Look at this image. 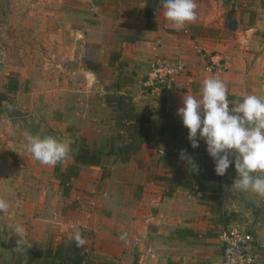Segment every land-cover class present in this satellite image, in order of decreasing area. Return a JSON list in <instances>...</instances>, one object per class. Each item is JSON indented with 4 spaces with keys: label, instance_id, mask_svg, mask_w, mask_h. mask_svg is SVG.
Listing matches in <instances>:
<instances>
[{
    "label": "crops",
    "instance_id": "1",
    "mask_svg": "<svg viewBox=\"0 0 264 264\" xmlns=\"http://www.w3.org/2000/svg\"><path fill=\"white\" fill-rule=\"evenodd\" d=\"M95 2H101L94 5L95 15L78 19L75 25L82 37L80 42L44 45L42 65L54 67L47 69L41 81L47 90L32 91L24 96L30 101L39 102L43 96L51 100L53 110L49 113L57 115L55 119L59 121V116L67 114L73 117L108 110L114 113L109 120L88 124L102 133L109 131L105 141L115 137L114 151L136 138L140 143L137 150L126 155H111L102 165L80 166L77 175L70 179L68 194H61L76 215L66 220L67 227L62 231L67 238L64 240L79 231L85 240L83 250L93 264L104 261L134 264L135 260L137 264H225L217 234L229 223L228 216L237 212L238 205L230 195L237 193L243 198L233 186L234 166L223 176L220 191L210 183L207 184L210 187L202 190L177 186L167 195L168 182L158 178V175H168L161 159L163 146L158 143L157 148H152L144 134L135 132L138 128L133 115L159 121L161 111L177 112L182 98L198 94L203 80L209 77L219 78L226 84L230 101L248 94L264 97V0H244V6L249 8L248 13L242 15V8L233 9L232 0L228 10H234V30L224 27L228 10L220 13L223 17L215 14L218 11L200 14L197 4L207 2L205 0H195L199 19L179 30L163 15L162 7L148 18L144 0ZM195 43L219 60L221 68L217 72L204 70V60L193 48ZM158 56L182 61L185 70L160 86L149 87L146 74L150 63ZM87 75L97 87L98 95L85 88ZM19 84L18 81L17 89ZM21 109L27 112L26 117L28 111ZM144 125L149 130L154 126L148 122ZM81 136L84 139L81 144L70 146L74 155L81 145L98 149L90 148L86 135ZM200 148L201 154L207 156L204 162L212 167L214 163L203 141ZM74 155L69 165L74 163ZM107 162L108 170L105 169ZM103 172L105 177L102 178ZM249 192L253 195L250 198L254 199V209L245 211L248 223L242 225L257 240L260 264H264V201ZM28 243L31 241H24L27 246ZM36 246L41 248L39 244ZM11 263L10 251L0 247V264Z\"/></svg>",
    "mask_w": 264,
    "mask_h": 264
},
{
    "label": "rangeland",
    "instance_id": "2",
    "mask_svg": "<svg viewBox=\"0 0 264 264\" xmlns=\"http://www.w3.org/2000/svg\"><path fill=\"white\" fill-rule=\"evenodd\" d=\"M205 1L197 4L200 14L208 15L210 11L215 13L212 2L209 0L210 6L208 0ZM100 3L95 0H0V93H5L6 100L12 104L28 111L26 117L7 119L0 106V198L8 203V209L0 212V238L5 241L16 242L20 239L13 227L22 224L26 229L24 241H31L28 247L38 249L36 244L41 245V248L48 244L54 245L67 239L62 233L67 227L66 220L76 217L75 210L68 207L70 202L61 195L62 187L53 176L54 167L41 164L25 150L27 136H53L71 146L81 144L84 140L81 135L84 134L90 148H99L109 135V131L104 130L106 133H102V130L88 124L89 121L109 120L114 113L108 110L102 114L87 113L73 117L67 114L66 117L59 116V121L55 119L57 115L49 113L53 110L51 100L43 96L39 102L30 101L29 97L24 96L32 91L47 90L42 87L41 81L47 69L54 67L42 65L44 45L80 42L82 37L75 27L78 19L95 15V6ZM232 5L236 10L242 8L241 15L243 12L248 13L249 7L244 6V0H234ZM220 13L218 11L215 14L223 17ZM197 14L196 18L199 19L200 14ZM9 78L19 81L16 92L6 91ZM85 84L89 92L97 90L88 75ZM95 94L98 95L97 91ZM71 126L75 128H69ZM73 155V148L70 147L68 155L56 165L66 169L73 161ZM109 165L107 162L105 169L108 170ZM204 180L210 183L209 178ZM235 192L243 198L237 193L230 195L238 207L234 216H228V222L248 223L246 212L254 209V199L250 198L253 195L249 191L235 189ZM246 201L250 203L247 206ZM103 264L122 263L104 261Z\"/></svg>",
    "mask_w": 264,
    "mask_h": 264
},
{
    "label": "clouds",
    "instance_id": "3",
    "mask_svg": "<svg viewBox=\"0 0 264 264\" xmlns=\"http://www.w3.org/2000/svg\"><path fill=\"white\" fill-rule=\"evenodd\" d=\"M161 6L163 15L177 30L196 19L195 0H161ZM176 114L187 129L190 147L196 149L200 141L204 142L216 175L224 176L234 166V188L264 198V97L248 94L230 101L226 84L219 78L209 77L203 80L198 94L182 98ZM24 147L35 160L52 167L70 150L69 143L38 134L28 135ZM180 159L189 165L190 171H199L185 149H181ZM7 209V201L0 198V212ZM13 231L20 237L14 251L22 253L26 229L16 224ZM70 238L77 246L85 243L79 231Z\"/></svg>",
    "mask_w": 264,
    "mask_h": 264
},
{
    "label": "trees",
    "instance_id": "4",
    "mask_svg": "<svg viewBox=\"0 0 264 264\" xmlns=\"http://www.w3.org/2000/svg\"><path fill=\"white\" fill-rule=\"evenodd\" d=\"M146 16L150 18L155 9L162 7L161 0H144ZM234 10L230 9L226 12L224 19V27L234 30L236 29V21L233 19ZM195 33V32H194ZM10 83L6 85L7 92H15L17 90L18 81L15 78H9ZM6 100V94L0 93V106ZM174 111H161L158 120H151L141 115L134 114L137 128L135 132L144 134V138L151 141L150 147L157 148V144L163 146V155L161 159L164 166L168 170V175H158L159 179L168 182L170 188L166 192L171 195L173 188L177 186L187 187L189 189L202 190L209 186L207 184L214 183L213 188L220 191L223 188V176H218L214 172V165L210 167L204 162L207 156L202 155L200 144L196 149H192L187 140V129L182 126L179 116ZM144 122L152 123L154 126L151 130L144 125ZM115 137H110L98 149H89L86 145H81L74 155V163L69 165L65 171H62L59 165L54 168L53 176L62 187L63 195L66 196L70 189V179L77 175L81 165L99 166L103 164L105 158L114 154H127L132 150H137L140 140L136 138L127 144H122L117 151H114ZM201 142V141H200ZM185 149L187 154L194 158L198 165L199 171L192 172L189 165L180 159V151ZM122 160H125L122 158ZM215 174L212 178L211 174ZM105 177V172L102 178ZM209 178L210 183L204 179ZM212 181V182H211ZM210 187V186H209ZM0 247L10 251L12 254L11 264H93V260L83 250L84 246H77L74 239L61 240L55 246L49 245L42 248H30L23 244L24 251L17 253L14 251L16 247L15 241H5L0 238ZM137 264V261H134Z\"/></svg>",
    "mask_w": 264,
    "mask_h": 264
},
{
    "label": "built area",
    "instance_id": "5",
    "mask_svg": "<svg viewBox=\"0 0 264 264\" xmlns=\"http://www.w3.org/2000/svg\"><path fill=\"white\" fill-rule=\"evenodd\" d=\"M184 31L190 34L188 29ZM193 48L204 60L205 71L215 73L221 68L219 60L205 47L195 43ZM184 70L185 64L182 61L158 56L149 65L146 85L149 87L160 86ZM217 239L225 264H260L259 245L246 226L237 222H230L222 227L217 234Z\"/></svg>",
    "mask_w": 264,
    "mask_h": 264
},
{
    "label": "water",
    "instance_id": "6",
    "mask_svg": "<svg viewBox=\"0 0 264 264\" xmlns=\"http://www.w3.org/2000/svg\"><path fill=\"white\" fill-rule=\"evenodd\" d=\"M213 2V5L215 6L216 11H225L228 10V8L231 5L232 0H211ZM4 116L7 119L11 118H20L24 117L27 112L22 110L20 107L12 104L8 100H4L3 103L1 104ZM259 201H264V198L258 197Z\"/></svg>",
    "mask_w": 264,
    "mask_h": 264
}]
</instances>
